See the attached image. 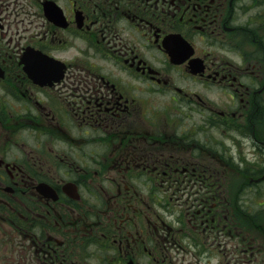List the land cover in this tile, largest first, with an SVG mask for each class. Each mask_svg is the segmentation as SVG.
<instances>
[{"label":"flooded vegetation","instance_id":"flooded-vegetation-1","mask_svg":"<svg viewBox=\"0 0 264 264\" xmlns=\"http://www.w3.org/2000/svg\"><path fill=\"white\" fill-rule=\"evenodd\" d=\"M56 1L0 0V264H264V0Z\"/></svg>","mask_w":264,"mask_h":264},{"label":"water","instance_id":"water-1","mask_svg":"<svg viewBox=\"0 0 264 264\" xmlns=\"http://www.w3.org/2000/svg\"><path fill=\"white\" fill-rule=\"evenodd\" d=\"M45 9L46 12H50L52 16H59L60 10L58 9L57 5L54 2L52 1L46 2Z\"/></svg>","mask_w":264,"mask_h":264},{"label":"rangeland","instance_id":"rangeland-1","mask_svg":"<svg viewBox=\"0 0 264 264\" xmlns=\"http://www.w3.org/2000/svg\"><path fill=\"white\" fill-rule=\"evenodd\" d=\"M32 138H35V137H32ZM50 147L57 148V146H50ZM33 165H36L37 167H40L39 164H34V163H33Z\"/></svg>","mask_w":264,"mask_h":264}]
</instances>
